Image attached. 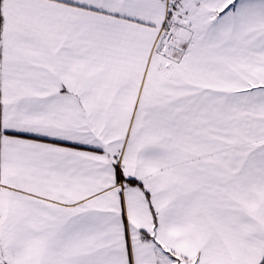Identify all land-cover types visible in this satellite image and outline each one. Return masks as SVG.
Segmentation results:
<instances>
[{
  "label": "snow or ice",
  "instance_id": "snow-or-ice-1",
  "mask_svg": "<svg viewBox=\"0 0 264 264\" xmlns=\"http://www.w3.org/2000/svg\"><path fill=\"white\" fill-rule=\"evenodd\" d=\"M0 264H264V0H0Z\"/></svg>",
  "mask_w": 264,
  "mask_h": 264
}]
</instances>
